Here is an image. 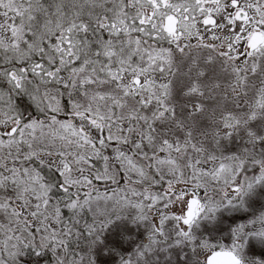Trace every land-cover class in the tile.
Masks as SVG:
<instances>
[{
  "label": "snow or ice",
  "instance_id": "6c2138e0",
  "mask_svg": "<svg viewBox=\"0 0 264 264\" xmlns=\"http://www.w3.org/2000/svg\"><path fill=\"white\" fill-rule=\"evenodd\" d=\"M0 264H264V0H0Z\"/></svg>",
  "mask_w": 264,
  "mask_h": 264
}]
</instances>
